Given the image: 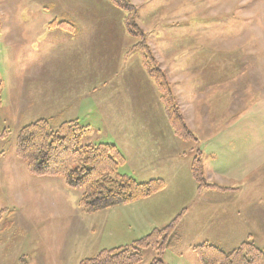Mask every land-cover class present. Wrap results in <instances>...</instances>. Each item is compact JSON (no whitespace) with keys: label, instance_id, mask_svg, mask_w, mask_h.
Listing matches in <instances>:
<instances>
[{"label":"rangeland","instance_id":"374dc122","mask_svg":"<svg viewBox=\"0 0 264 264\" xmlns=\"http://www.w3.org/2000/svg\"><path fill=\"white\" fill-rule=\"evenodd\" d=\"M129 1L131 10L113 0H0V133H6L0 137V264H80L105 248L131 245L155 230L143 231L130 218L148 202L162 206L159 229L178 221V239L161 256L166 264H201L194 247L202 244L230 251L253 242L264 249V224L237 209L234 192L218 199V192L254 186L264 195V170L225 187L217 182V161L211 158L208 168L200 151L216 159L219 153L224 163L219 143L245 138L264 152V0ZM132 15L142 36L126 30ZM142 43L196 141L171 128L144 67ZM52 114L57 124L74 117L92 128L83 147L115 143L126 157L121 174L162 179L165 189L130 208L86 213L82 189L60 177L32 176L17 157L21 128ZM195 156L214 187L199 189ZM257 202L264 207V197ZM157 255L145 250L141 264Z\"/></svg>","mask_w":264,"mask_h":264},{"label":"trees","instance_id":"16d2710c","mask_svg":"<svg viewBox=\"0 0 264 264\" xmlns=\"http://www.w3.org/2000/svg\"><path fill=\"white\" fill-rule=\"evenodd\" d=\"M115 6L131 10L129 0H113ZM122 4V5H121ZM126 30L142 36L135 23V15L125 20ZM142 48L143 63L154 81L164 105V113L176 136L184 141H196L184 121L176 114L174 96L164 74L160 71L149 48ZM78 121L55 123V118L36 120L18 133L17 157L25 163L29 173L35 177H60L69 188L82 189L81 206L88 214L128 205L162 192L166 183L162 179L139 182L120 173L126 157L114 143H98L82 146L83 137L89 131ZM6 133H0L5 137ZM192 174L199 189L212 188L204 179L199 156L192 163ZM215 189V188H214ZM222 189V188H218ZM178 221L175 219L162 229H155L147 236L128 246L103 249L80 264H141L144 251L158 252L150 264H166L162 254L178 239ZM201 264H264V249L253 242H243L231 251L216 245L202 244L194 247Z\"/></svg>","mask_w":264,"mask_h":264},{"label":"crops","instance_id":"0c3cea01","mask_svg":"<svg viewBox=\"0 0 264 264\" xmlns=\"http://www.w3.org/2000/svg\"><path fill=\"white\" fill-rule=\"evenodd\" d=\"M202 87H204V86H202ZM96 89L97 88H94V90H96ZM206 93H208V90H207V92L206 91L203 92V94H202L203 99L206 98V96H205ZM208 99H209V97L207 98V102H208ZM244 108L246 109L245 105H244ZM235 109H236V111L241 110L239 105L235 106ZM208 111H209V107H208ZM114 114H116V113H114ZM51 116H53V114ZM51 118L56 119V117H54V116ZM119 118H117L116 120L113 119L114 121H113L112 125L118 126L119 122H117V120ZM43 119H49V118H43ZM74 120L78 121L80 124H82L84 126H87V125L81 123L77 118H74V117L69 118V121H74ZM90 129L92 130L91 127H90ZM251 129L252 128L250 125L249 130L252 131ZM254 132H256V129H254ZM244 139L228 140L226 142L219 143L218 146L223 147V155H224L223 161H224V163H222L220 157L218 156L219 153L216 154L217 155V159H216L215 155L210 154L208 150H206V149L200 150L202 157H203V160H204V158L206 159L207 165L210 163L211 158L214 159L213 162H215V164L217 161V176H216V178H217V182L220 185H223L225 187H230L227 185L232 183V181H239L238 177H243V179H245V178L249 179L257 171H263L264 170V152L262 151L260 153H257V148H252V146L258 147L257 140L249 139L247 142H244ZM204 141L206 142L207 147H208L210 144L209 139H205ZM199 143L202 144V139L199 140ZM224 147H227L228 149H224ZM243 147H249V148L243 149ZM221 154H222V152H221ZM206 164H205V170L207 171V165ZM208 168H209V165H208ZM237 186H238L237 183H235L233 185V187H237ZM256 189L257 188L254 186L253 189L249 188V190H247V188H242V191L238 192V193H236V191L218 192V194H219L218 199L223 200L227 196H229V194H232L234 192L233 194L235 196L233 197V200H235V201L241 200V203L236 205L237 209L241 210V211H246L248 213V215L258 218L261 221V223L264 224V207H261L260 204H258V202H257L258 199L263 198L264 195L260 191H255ZM153 196H155V195H153ZM153 196H151L149 198H152ZM136 204H140V202L136 203ZM155 204L156 203L148 202V203H144V205H142V207H135L134 210L131 209L133 212H136L137 215L130 216V218L143 231H150L148 229H152V228L153 229H159L160 228L159 224H158L159 218L157 216L160 213L162 206H157ZM132 205H135V204H129V205L124 206V207L130 208V206H132ZM127 212L129 213V209L127 210ZM219 212H221V218L220 219H222V217L225 216L224 209L219 208ZM227 216H229V213H227ZM128 219H129V216H128ZM244 235H245V237H248V239H250V238L252 239L254 236L253 232H251V231L244 232ZM194 245L195 244L191 245L190 247L193 249ZM216 246H218V245H216ZM219 248H221V247H219ZM235 248H237V247L234 246L233 248H231V250H233ZM105 249H107V248H105ZM182 253L183 252L181 250L177 251L178 255H181ZM182 256H184V254Z\"/></svg>","mask_w":264,"mask_h":264}]
</instances>
